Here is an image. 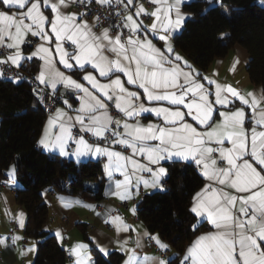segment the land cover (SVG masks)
<instances>
[{"label":"snow or ice","instance_id":"obj_1","mask_svg":"<svg viewBox=\"0 0 264 264\" xmlns=\"http://www.w3.org/2000/svg\"><path fill=\"white\" fill-rule=\"evenodd\" d=\"M69 2L0 0V8L7 9L0 10V46L14 49L12 54L0 57V64L11 62L20 67L22 60L30 61L37 57L43 61V65L36 80L46 87L50 86L53 91L58 84H62L81 94V107L77 110L79 114L74 118L68 116L60 124V134L54 140L48 138L46 130L45 137L39 143L46 150L58 149L61 155L71 154L78 159L89 154L107 156L109 164L106 167L111 175L113 166L121 170L125 167L123 161L129 158L99 144H89L83 136L73 137L68 121L74 119L80 124L81 131L90 132L102 140L108 139L106 133H109L113 137L111 143L125 145L134 154L146 155L148 165L133 161L137 171H146L153 176L151 181L143 180L145 187L163 189L161 180L167 176V169L162 166V161L178 158L194 163L210 183L193 197L190 211L211 221L217 231L200 236L189 247L184 257L187 264H264V110L259 112L256 126L245 128V111L234 106L235 101L239 100L255 113L260 100L255 94L249 93L250 102L249 98L231 85L216 83L214 91L207 89L200 82L207 80V77H201L195 72L170 46L167 47V53L171 57L148 39L150 35H156L167 42L171 32L184 23L190 14L180 12L182 0H172L171 3L169 0H151L153 4L159 5L151 13L146 12L143 5L131 11L128 6L133 5V0H126V3L120 0L125 12L118 14L121 21L116 26L115 35H110V28H103L99 33L94 31L99 24V17L95 18L96 23H89L82 15L78 18L76 13L64 11ZM88 2L91 3V0ZM97 2L111 4L112 0ZM142 14L155 17L150 26L138 22L137 18ZM124 29H127V34ZM28 35L38 37L44 43L34 45L33 41H27L29 46H34V50L25 54L21 45ZM5 37L10 41L7 44ZM66 41L74 46L71 53L63 46ZM106 52L112 53V57L106 55ZM181 61L188 71H184L181 64L177 63ZM57 62L66 70L80 73L82 81L87 82L88 86L74 79L72 74L66 75L58 70L55 66ZM94 73L108 82L102 83ZM118 74L127 77V84L143 89L147 102L167 101L170 106L176 107L146 106L140 94L129 91ZM213 83L208 80L209 85ZM210 96L213 99L210 100ZM107 102H111L124 119L113 118L108 112ZM229 104H233V108L225 112L216 110L223 117L217 123L213 119L214 106L227 107ZM145 112L160 117L163 126L141 124L139 116ZM63 115L58 110L55 120L62 119ZM186 117H191L196 126L188 122ZM55 120L50 119L49 126ZM199 126H204V130H198ZM121 128L122 131L119 130ZM69 140L77 145L72 153L67 150ZM153 141L158 143H150ZM225 141L231 147H225ZM212 142L216 147L210 146ZM214 152L219 153L222 166H217V159L212 155ZM6 175L14 177L15 168L12 167ZM124 175L125 180L117 183V194L121 199H127L130 195L128 185L131 177L126 172ZM213 183L217 187H213ZM219 186L234 189L236 195ZM116 221H120V218L113 217L111 222ZM128 230V226L120 221L118 231ZM153 239L161 248H167L158 237ZM83 247L78 246V249ZM78 249L73 251L79 257L81 252ZM121 250L128 254L125 264H152V258L138 257L135 249L122 246ZM99 251L108 255V250L102 246ZM159 264L166 262L160 261Z\"/></svg>","mask_w":264,"mask_h":264},{"label":"trees","instance_id":"obj_2","mask_svg":"<svg viewBox=\"0 0 264 264\" xmlns=\"http://www.w3.org/2000/svg\"><path fill=\"white\" fill-rule=\"evenodd\" d=\"M184 9L192 16L175 35V47L207 71L216 59L226 57L240 45L251 55L247 66L250 81L264 89V5L259 0H195L184 4ZM27 69L36 73L38 63L29 62ZM46 118L47 112L30 82L0 78V177L16 165L23 185L16 200L27 212L25 236L37 240L33 264H68L59 239L46 230L52 215L42 192L49 188L103 201L104 166L101 161L77 163L45 153L39 147V137ZM167 168L166 190L145 195L138 216L173 250L169 264H182L188 245L208 229L205 224L196 226L197 216L190 211L205 179L192 163L175 162ZM91 182H98L97 190L88 187ZM82 231L88 239L84 226ZM92 253L94 264L123 261L119 252L105 256L93 248Z\"/></svg>","mask_w":264,"mask_h":264},{"label":"crops","instance_id":"obj_3","mask_svg":"<svg viewBox=\"0 0 264 264\" xmlns=\"http://www.w3.org/2000/svg\"><path fill=\"white\" fill-rule=\"evenodd\" d=\"M74 0H70L69 6L64 9L69 14L76 13L78 18L82 15L74 6ZM195 0H182L180 4V12L182 14H190L186 16L184 23L175 31L171 32L169 35V39L167 42L162 41L156 35H150L148 39L152 41V44L155 45L157 48H160L166 55L171 57V54L167 53V47L170 46L173 49L175 54H178L180 57L183 58V61H186L189 65L192 66V69L195 72H198L201 77H207V80H200V77H197L200 82L204 83L207 89L212 91L215 90V84L221 85H231L235 89H237L241 94H243L246 98L250 99L249 93L255 94L258 100H260L259 107L256 109L254 113L251 108L248 106L242 105L239 100L235 101V108H243L245 111V120L244 126L245 128L256 126V119L259 116V112L264 110V89L261 85L253 84L247 73V66L250 62L251 55L248 51L240 46L236 45L234 49L223 58L216 59L207 71H202L199 67H197L189 57L184 54L181 50L177 49L174 45V37L176 34L181 32L183 29L186 21L191 18L192 14L187 12L184 9V4L190 3ZM261 4L264 5V0H259ZM112 2H120V0H112ZM126 3V0H124ZM171 3L172 0H169ZM139 5H143L146 12L151 13L154 11L159 5H155L151 2V0H133V5H129L128 8L131 11H134L135 7ZM0 10H7L6 8H0ZM15 11V9H13ZM23 11V10H21ZM47 14V12H46ZM173 17L175 16V11L173 10L172 13ZM82 18L87 20L89 23H96L94 20H90L82 15ZM135 18V17H134ZM138 19L142 21L145 25H151L155 20V17L141 15ZM28 21H26L27 23ZM105 27H100L99 25L94 28V31L99 33ZM14 31V29H13ZM110 35H115L110 31ZM25 38V41L28 37ZM38 40V44L44 43V41L39 40L38 37H34ZM143 38V37H142ZM10 42L8 37H5V44ZM23 44L21 48L23 49ZM64 48L71 53L73 51V45H71L70 41L64 42ZM54 47V46H53ZM6 48V47H5ZM7 49V48H6ZM9 55L14 52V49H7ZM34 50V47L29 49H23L25 54H29L31 51ZM106 55L112 57V53H105ZM174 59V57H173ZM58 60V58H57ZM239 63H236V61ZM35 61L38 63V70L36 71L37 74L41 71V66L43 65V61L39 60L37 57H33L30 61H21L20 66L28 64L29 62ZM11 64V62H8ZM181 64V67L184 68V71H188L189 69L184 67L183 62H177ZM56 68L60 71L65 72V74H72L73 78L78 80L81 83H84L85 86L87 82L82 81L81 74L75 73L73 70H66L63 68L62 64L58 62L55 64ZM167 67V65H166ZM234 68V70H233ZM91 71V69H90ZM97 79H99L102 83H107L108 81L105 78L99 77L97 73ZM120 75L122 82H124V86L129 91H136L140 94L141 101L146 103L148 107H156V106H164V107H173L170 106L167 101L161 102H147L146 97L143 94V89H139L137 85H130L126 83L127 77L123 74ZM208 80H212L215 83L209 85ZM38 81V80H37ZM39 82V81H38ZM40 85L45 86V84ZM52 92L60 93V91L65 88L62 84H58L55 91H53L50 86H47ZM74 91L73 95H69L65 98L67 103H64L58 106L52 115H47L46 121L44 123L41 135L39 137V141L45 137L46 130L47 136L49 139H55L57 135L60 134V124L64 123L67 120L68 116L75 117L78 115V109L81 107V100H80V93L72 88H65ZM213 97L210 96V100ZM108 103V112L112 116V110H118L111 102ZM71 105V108H69ZM233 108V104H229L227 107L221 105L214 106V114L213 119L219 123L222 121L223 117L218 115L216 110L219 112H225L229 109ZM58 110L61 114H64L62 119L55 120L58 115ZM181 110H183L181 106ZM119 111V110H118ZM122 114V113H121ZM50 119H54L55 122L53 125L49 126L48 121ZM120 119H124L123 114ZM187 121L193 123L194 126L195 122L191 120V117H186ZM139 121L143 125H147L149 123L157 124L163 126L162 119L157 117L154 113H141L139 116ZM87 122V121H86ZM132 123L133 121H129ZM68 124L71 125V134L73 137L79 138V136H83L84 139L89 144H96L93 140L100 139L95 137L92 133L87 131H81V126L77 123L74 119L72 121H68ZM76 129L78 130L75 134ZM203 131L204 126H199V129ZM258 130H260L258 128ZM122 131V128H121ZM107 134V133H106ZM152 144H156L158 142H150ZM76 144L72 141H68L67 150L72 153L75 148ZM101 146V145H100ZM127 148V152H122L114 149V147L109 146H101L103 148H108L111 151L119 152L123 157L129 158L123 161L125 167L121 170H116L113 166L111 175L108 174V168L106 167L109 164V158L104 155H92L89 154L87 156H82L79 159L74 155L63 156L59 153V150L49 151L46 150L43 145L39 143V147L45 152L50 155H59L68 160H74L77 163L87 162V161H101L104 166V173H105V198L103 201H96L92 199H86L80 194H73V193H60L56 190L46 188L43 190L42 195L44 201L49 205L51 209V220L46 226V230L55 235L63 248L66 252H70L72 255V259L68 264H94L93 253L92 249L102 246L108 250V254L112 252H119L123 255V261L121 264H125V261L128 258V254L121 250V247H126L127 249H135V252L138 257L143 258L144 256H148L152 258V264H159L160 261H165L166 264H169V260L173 257L174 252L171 247L164 242L157 234H153L149 231L147 225L143 220H141L138 216V206L139 203L142 201L145 195L150 194L155 191H165L167 188L166 184V177L162 178L161 184L163 185V189L157 187H145L143 180L151 181L153 176L151 173L146 171H137L133 167V161L138 162L140 165H148V160L146 155L142 156L139 154H134L133 150L129 147ZM211 147H216L215 143L212 142L210 144ZM225 147H231V144L228 141H225ZM213 158L217 159V166H222L223 162L219 160V153L214 152ZM175 162H184V163H192L190 161H182L178 158H174V160H167L162 161V166H164L167 170V165ZM194 164V163H192ZM195 165V164H194ZM155 168V165H149ZM196 166V165H195ZM15 168V176L9 178L6 173L12 168ZM197 167V166H196ZM198 168V167H197ZM200 174L202 175L201 170L198 168ZM127 173L129 177H131V183L128 185L129 190V197L127 199H121L120 195L117 194L119 191L117 189V183L123 182L125 180L124 173ZM7 178L8 186L3 188L0 186V254L2 256V260L0 264H33V261L36 256L37 252V240L27 238L25 236V225L27 221V212L26 209L20 205L16 200V193L19 189L23 188V185L18 180L17 175V167L15 164H12L9 169H7L4 173ZM203 176V175H202ZM142 178V179H140ZM205 179V185L210 183L206 177L203 176ZM138 179L140 180L137 183ZM88 187L92 188L93 190H97L98 182H91L88 184ZM213 187H217L213 183ZM224 187V186H219ZM199 190L198 192H200ZM224 191L229 192L230 194L236 195L234 189H229L224 187ZM123 203H128L127 207L122 206ZM193 203V202H192ZM192 206V205H191ZM239 205H237V209ZM133 209L135 211H133ZM235 211V210H233ZM196 215V214H195ZM197 216V215H196ZM113 217H119L120 221L123 222V225L128 226L129 230L125 231H118V227L120 225V221L111 222ZM22 221V225H21ZM108 221V222H106ZM205 224L208 226V229L201 232L197 235L191 244L188 245L185 254L183 256L182 264H187L184 257L187 254V250L191 247L197 239L205 235L209 232L217 231L215 227L212 225L211 221L207 220L205 217L197 216V223L196 226H200ZM82 226H84L85 231L87 233V238L84 237V233L82 231ZM59 234V235H57ZM154 237H158L159 240L167 245V248H161L159 244L156 243V240L153 239ZM124 241L127 243L124 244ZM137 241H139V246L137 245ZM83 245V248H79L78 246ZM31 249V251H29ZM74 249H78L81 252V255L78 257L74 253ZM162 251L168 252L167 256H163L161 254ZM102 253V252H101ZM103 254V253H102ZM104 255V254H103Z\"/></svg>","mask_w":264,"mask_h":264},{"label":"built area","instance_id":"obj_4","mask_svg":"<svg viewBox=\"0 0 264 264\" xmlns=\"http://www.w3.org/2000/svg\"><path fill=\"white\" fill-rule=\"evenodd\" d=\"M147 1V0H145ZM73 4L75 8L86 18L90 20H94L96 22V17H99V26L110 28V31L113 34H116L117 28L116 26L120 24L121 17L118 15L119 13L125 12L124 4L120 2H111V4H100L97 0H91V3L88 0H74ZM130 10V9H129ZM125 34H127V29L123 30ZM33 41L34 45H37L38 40L32 36L28 37L25 43L23 44V49H29L34 46H29L27 41ZM9 55L8 50L0 46V57H6ZM0 71L3 72V75L0 78L9 80L15 83H19L22 81H28L33 86L35 90V94L42 105V107L46 110L47 115H52L55 109L62 105L65 101V97L61 93H54L48 87L40 85L39 82L35 79L36 74L34 72H30L27 69V64L22 65L20 67H16L10 63L0 64ZM39 93V95L37 94ZM112 117L115 119H120L122 114L118 110L111 111ZM121 131V129H119ZM77 129L75 134L77 133ZM108 139L102 140L97 139L93 140L94 143L99 144L101 146H109L114 147V149L122 152H127V148H125L122 144H113L110 141L113 137L110 136L109 133L106 134ZM0 186L5 188L8 186L7 178L3 174L0 177ZM122 206L127 207L128 203H123ZM161 254L163 256H167L168 252L162 251ZM72 259V255L70 252H66V260L70 262ZM2 260V256L0 254V261Z\"/></svg>","mask_w":264,"mask_h":264},{"label":"water","instance_id":"obj_5","mask_svg":"<svg viewBox=\"0 0 264 264\" xmlns=\"http://www.w3.org/2000/svg\"><path fill=\"white\" fill-rule=\"evenodd\" d=\"M60 93L63 94L65 98H67L69 95H73L74 94V91L73 90H70V89L63 88L60 91Z\"/></svg>","mask_w":264,"mask_h":264}]
</instances>
